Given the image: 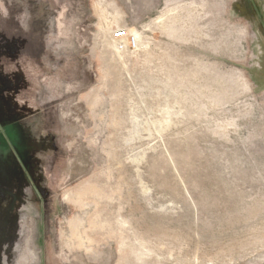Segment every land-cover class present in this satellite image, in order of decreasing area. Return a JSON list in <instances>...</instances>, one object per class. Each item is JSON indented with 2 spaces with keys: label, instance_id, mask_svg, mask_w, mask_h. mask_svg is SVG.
I'll list each match as a JSON object with an SVG mask.
<instances>
[{
  "label": "rangeland",
  "instance_id": "rangeland-1",
  "mask_svg": "<svg viewBox=\"0 0 264 264\" xmlns=\"http://www.w3.org/2000/svg\"><path fill=\"white\" fill-rule=\"evenodd\" d=\"M0 127V264H264V0H0Z\"/></svg>",
  "mask_w": 264,
  "mask_h": 264
},
{
  "label": "built area",
  "instance_id": "built-area-1",
  "mask_svg": "<svg viewBox=\"0 0 264 264\" xmlns=\"http://www.w3.org/2000/svg\"><path fill=\"white\" fill-rule=\"evenodd\" d=\"M114 38L118 41L119 44H121V46L125 43V41H127L128 43H130V33L128 32L127 29H123L122 31L117 30L114 33ZM133 44L135 43V39L133 38Z\"/></svg>",
  "mask_w": 264,
  "mask_h": 264
},
{
  "label": "crops",
  "instance_id": "crops-1",
  "mask_svg": "<svg viewBox=\"0 0 264 264\" xmlns=\"http://www.w3.org/2000/svg\"><path fill=\"white\" fill-rule=\"evenodd\" d=\"M5 120V119H4ZM6 121V120H5ZM2 121L3 123H2V125H4V126H10L9 124L10 123H8L9 121ZM13 123H11V125H12ZM13 127V126H12ZM8 129V127H0V130H2V131H4V134L7 136V134H6V130ZM10 132V131H9ZM8 137V136H7ZM8 141L10 142V139H9V137H8Z\"/></svg>",
  "mask_w": 264,
  "mask_h": 264
},
{
  "label": "bare ground",
  "instance_id": "bare-ground-1",
  "mask_svg": "<svg viewBox=\"0 0 264 264\" xmlns=\"http://www.w3.org/2000/svg\"><path fill=\"white\" fill-rule=\"evenodd\" d=\"M122 31V30H121Z\"/></svg>",
  "mask_w": 264,
  "mask_h": 264
}]
</instances>
